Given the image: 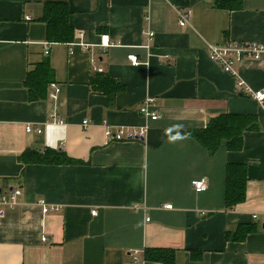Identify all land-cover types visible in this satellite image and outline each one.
I'll list each match as a JSON object with an SVG mask.
<instances>
[{"label": "crops", "instance_id": "0c3cea01", "mask_svg": "<svg viewBox=\"0 0 264 264\" xmlns=\"http://www.w3.org/2000/svg\"><path fill=\"white\" fill-rule=\"evenodd\" d=\"M57 2L70 10L69 44L47 43L39 21L43 4ZM178 11L189 12L183 27ZM225 41L264 43V0H0V191L22 193L0 217V264H128L134 251L159 264L144 261L148 248L175 250V264H264V101L244 92L264 93V58L237 63L233 77L207 55V45ZM43 60L54 80L45 100L30 102L23 82ZM94 72L122 85L111 106L90 91ZM147 97L156 121L138 112ZM222 114L253 115L257 127L243 133L240 151L209 156L187 131ZM105 125L148 128L141 140L107 142ZM46 149L77 163L19 161ZM228 164L247 171L246 198L232 209ZM202 178L196 193L191 183ZM40 200L59 210L43 213ZM252 224L242 242L225 240ZM192 250L202 251L199 261Z\"/></svg>", "mask_w": 264, "mask_h": 264}, {"label": "trees", "instance_id": "16d2710c", "mask_svg": "<svg viewBox=\"0 0 264 264\" xmlns=\"http://www.w3.org/2000/svg\"><path fill=\"white\" fill-rule=\"evenodd\" d=\"M237 1H220L216 7L223 9H239L241 3ZM70 10L66 3H45L39 21L45 26L44 37L47 43L69 44L73 40L74 31L69 23ZM54 80V72L48 62L43 60L34 65L25 76L23 86L30 102L45 100L47 87ZM90 91L99 93L107 98L111 106L114 97L122 90V85L105 73L94 72L89 79ZM257 119L253 115L222 114L208 121L205 128L188 130L187 135L193 139L207 155H214L222 146L229 152H238L243 147V133L254 130ZM23 164H75L61 151L46 149L24 152L19 156ZM247 171L244 164H228L225 167L224 207L232 209L244 202L246 195ZM256 231V226L239 225L233 232L225 234L226 241L242 242L248 234ZM202 251H190L192 261H199ZM144 261L159 264H175L176 251L165 248H148L143 251Z\"/></svg>", "mask_w": 264, "mask_h": 264}, {"label": "built area", "instance_id": "2783aa9c", "mask_svg": "<svg viewBox=\"0 0 264 264\" xmlns=\"http://www.w3.org/2000/svg\"><path fill=\"white\" fill-rule=\"evenodd\" d=\"M179 17V25L181 27L188 24L189 19V12L178 11L177 12ZM145 41L148 43L153 34L147 32L144 34ZM106 42V41H104ZM105 43L104 46H106ZM208 57L215 63H217L221 69L228 73L233 77H237V72L235 71V65L241 62L244 59H251V60H259L264 58V43H240L234 41H225L221 44H209L206 47ZM44 55H48L49 47H44ZM131 65L135 66L138 65L137 57L134 55H129L127 58ZM237 86L239 88H243V82L238 79ZM51 88L55 89L54 92H57V88L55 84H51ZM246 94L250 95L253 99L258 101L260 104L264 101V93L261 91H251L250 89H246L244 91ZM155 104V99L152 97H147L143 100V102L139 106V114L145 118H148L150 121H156L159 119L160 115L155 112L153 106ZM53 124H61L62 121L58 119H53L51 122ZM87 121H83V126H87ZM104 136L107 142L112 141H127V140H141L145 135L148 126L143 127H118L115 130L111 129L108 125L104 126ZM26 133L36 132L37 134L42 133L41 127H33L32 125L25 126ZM194 191L196 193H201L206 189V182L205 179H197L192 181L191 183ZM21 190L16 188L12 189L9 192H1L0 191V217L3 216L4 208L7 209H14L19 205L18 197L21 195ZM38 205L41 207L43 213H47L50 211H57L59 207H54L47 205L44 200L38 201ZM165 209H171V205H165ZM93 215L95 211L91 212ZM148 220V219H147ZM46 240L43 238L42 242ZM130 256L132 258V262L128 264H142L140 262V258L137 256V252H131Z\"/></svg>", "mask_w": 264, "mask_h": 264}, {"label": "bare ground", "instance_id": "6f19581e", "mask_svg": "<svg viewBox=\"0 0 264 264\" xmlns=\"http://www.w3.org/2000/svg\"><path fill=\"white\" fill-rule=\"evenodd\" d=\"M131 141V140H130ZM120 142V141H119Z\"/></svg>", "mask_w": 264, "mask_h": 264}, {"label": "water", "instance_id": "95a60500", "mask_svg": "<svg viewBox=\"0 0 264 264\" xmlns=\"http://www.w3.org/2000/svg\"><path fill=\"white\" fill-rule=\"evenodd\" d=\"M36 149H37V147H36Z\"/></svg>", "mask_w": 264, "mask_h": 264}]
</instances>
